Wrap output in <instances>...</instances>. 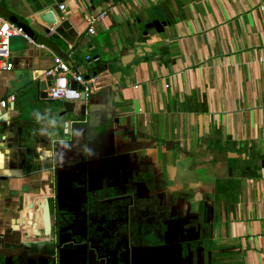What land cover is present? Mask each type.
<instances>
[{
    "label": "crops",
    "instance_id": "0c3cea01",
    "mask_svg": "<svg viewBox=\"0 0 264 264\" xmlns=\"http://www.w3.org/2000/svg\"><path fill=\"white\" fill-rule=\"evenodd\" d=\"M62 5L68 27L51 33L21 0H0L33 42L12 37L13 68L0 71V100L14 97L0 110V250L18 254L0 264H36L57 245L54 232L28 247L11 230L32 193L59 206L60 244L73 237L60 264H86L90 248L96 264H264V0ZM157 20L160 32L134 36ZM54 56L98 72L71 113L39 91Z\"/></svg>",
    "mask_w": 264,
    "mask_h": 264
},
{
    "label": "water",
    "instance_id": "95a60500",
    "mask_svg": "<svg viewBox=\"0 0 264 264\" xmlns=\"http://www.w3.org/2000/svg\"><path fill=\"white\" fill-rule=\"evenodd\" d=\"M22 4L29 10L30 14L33 16L35 22L38 25H44L45 31H47V27L52 26L56 29L58 28H67L68 22L66 20L60 19V13L58 11V5L62 4L65 0H28L29 2L25 0H21ZM10 20L17 25L21 26L23 21L17 18H10ZM163 25H165V22L160 21H152L145 25V30L141 31H134V36L137 37L140 34H142L143 37H146L147 35H150L155 32H160L163 29ZM27 33L29 32V29L27 26H21ZM32 28V27H31ZM149 30V31H148ZM132 43L134 41L131 39ZM137 53L139 51H133L130 54H126L125 56L120 58V67H124L127 63H130L134 57L137 56ZM86 56H89V53H86ZM101 60L98 58V56L90 57L89 60H87V63H89L88 67L93 68L96 65H99ZM103 70L110 71L111 65L110 64H101L100 66ZM98 72L95 70L90 75L96 76ZM90 75L88 74L85 79H89ZM120 75V72H115L113 76ZM53 80L52 76H45L43 80L39 82V91L41 94V97H46V84L47 82ZM118 81V80H117ZM79 99H85L84 94L80 95ZM11 105L10 110L13 109V103H10ZM74 101H65L63 102L64 110L67 112H72L71 109L73 108L74 112ZM3 113L1 112V115ZM2 122L4 124H7V119L2 117ZM5 128L0 127V134L4 133ZM51 207L48 200V197L42 198L37 197L35 194H29L25 196V202H24V214H21L20 219H15L12 223L11 230L12 231H20L24 234L25 239L28 240L30 244H26L25 246L31 247L33 244L34 239L37 237H40L41 235L43 237L48 238L51 233L53 232V218L51 215ZM31 241V242H30ZM84 247V243H81ZM51 249L53 250L54 254V248L55 246L51 245ZM88 247V246H87ZM10 250V252H1L0 250V256L2 257H17V249ZM33 253V251H31ZM80 260L86 262V264H96L97 260L100 259V257L97 255V252L95 249L90 248L87 251H84L82 255L79 257ZM93 260V261H92ZM56 264V263H55Z\"/></svg>",
    "mask_w": 264,
    "mask_h": 264
},
{
    "label": "built area",
    "instance_id": "2783aa9c",
    "mask_svg": "<svg viewBox=\"0 0 264 264\" xmlns=\"http://www.w3.org/2000/svg\"><path fill=\"white\" fill-rule=\"evenodd\" d=\"M63 9L64 5H58L59 11H63ZM103 17H105L104 13L89 16L86 20V32L89 34L93 33L94 26ZM60 19H64V17ZM54 31L55 28L51 27L50 32ZM16 36H21L28 43L33 44L21 26L0 17V71L8 72L13 68V63L10 59L9 42L12 37ZM85 59L89 60V56H86ZM44 76L53 77V82L47 90V95L51 100L74 101L79 99L81 94H84L86 98L91 93V79H85L80 71L72 69L60 57H53V66L44 72ZM13 100V96L0 100V110L7 109Z\"/></svg>",
    "mask_w": 264,
    "mask_h": 264
},
{
    "label": "flooded vegetation",
    "instance_id": "af4514ba",
    "mask_svg": "<svg viewBox=\"0 0 264 264\" xmlns=\"http://www.w3.org/2000/svg\"><path fill=\"white\" fill-rule=\"evenodd\" d=\"M58 198H61V197H57V195H56V201H58ZM49 200V199H48ZM52 200V201H51ZM51 200H49V203H50V207H51V215H53V213L55 212L54 210V207L56 208V209H60L59 208V206L57 205V203H56V205L53 203L54 202V200L53 199H51ZM54 237H55V239H54V241H55V243L57 244V245H54L55 246V248H54V254H53V250L51 249V245H49V247H50V251H46V253H36L34 256H36V258H37V262H36V264H60V255H59V251H60V249H64V246H67V245H69L70 244V247H69V249H72L73 250V237H71L70 238V240H71V242H69V243H63V244H60V240H58V235L57 234H59L58 233V230H55V228H54ZM67 232H70V231H67ZM70 234H72V232L70 233ZM81 244V243H80ZM80 244H77V246L78 245H80ZM53 245V244H52ZM81 246V245H80ZM63 247V248H62ZM76 247V246H75ZM48 253H50V254H48ZM83 253H84V251H83ZM56 254L58 255V257H55L56 256ZM47 255H48V257L49 258H46L45 259V257H47ZM48 260V261H47Z\"/></svg>",
    "mask_w": 264,
    "mask_h": 264
},
{
    "label": "snow or ice",
    "instance_id": "6c2138e0",
    "mask_svg": "<svg viewBox=\"0 0 264 264\" xmlns=\"http://www.w3.org/2000/svg\"><path fill=\"white\" fill-rule=\"evenodd\" d=\"M2 159H3L2 156H0V162H2Z\"/></svg>",
    "mask_w": 264,
    "mask_h": 264
}]
</instances>
